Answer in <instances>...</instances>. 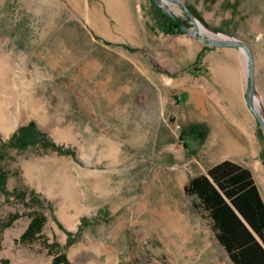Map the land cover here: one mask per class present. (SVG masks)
I'll return each mask as SVG.
<instances>
[{"label":"rangeland","instance_id":"1","mask_svg":"<svg viewBox=\"0 0 264 264\" xmlns=\"http://www.w3.org/2000/svg\"><path fill=\"white\" fill-rule=\"evenodd\" d=\"M251 73L264 121V0H0V264H50L44 237L73 264H235L185 184L230 158L264 195Z\"/></svg>","mask_w":264,"mask_h":264},{"label":"trees","instance_id":"2","mask_svg":"<svg viewBox=\"0 0 264 264\" xmlns=\"http://www.w3.org/2000/svg\"><path fill=\"white\" fill-rule=\"evenodd\" d=\"M160 18L165 30L183 31L184 24L174 19L171 14L165 12ZM163 23L166 24L165 27ZM32 127L33 122L20 127L12 139L21 133L20 137L22 136L25 139L24 144H27L36 134L33 133ZM192 128L197 130V125L194 124ZM27 130L29 133H24ZM200 132L205 134V131ZM3 177L4 174H0V178ZM185 190L197 196L198 205L210 216L219 241L235 264H264V199L249 167L225 158L211 165L208 173L202 172L193 176L185 184ZM33 197L32 203H36L37 199ZM18 216L19 213L15 212L6 225H10ZM46 218V214L33 209L21 239L33 242L42 236ZM43 240L48 251L53 253L50 264H73L58 242H49L45 237ZM3 262L9 264L7 258H4Z\"/></svg>","mask_w":264,"mask_h":264},{"label":"water","instance_id":"3","mask_svg":"<svg viewBox=\"0 0 264 264\" xmlns=\"http://www.w3.org/2000/svg\"><path fill=\"white\" fill-rule=\"evenodd\" d=\"M188 9V8H187ZM189 11V10H188ZM189 13L192 15L191 11H189ZM178 21H180V19L175 16L174 14H172ZM215 43H226V44H230V45H242L243 47L246 48L245 44L244 43H241V42H237V41H226V40H214ZM247 52H249V50L246 48ZM249 66H250V69L253 68V62L252 60L250 59L249 60ZM254 88H255V83H254V78H253V74L251 73L250 75V78H249V86H248V89H247V92H246V95H247V98H248V101L250 103V105L252 106L253 110L255 111V113L257 114V116L259 117V121H260V124H261V127L263 129V132H264V121L262 120V118L260 117L259 113L257 112V110L255 109L253 103H252V95H253V92H254ZM205 173H208L205 172ZM237 212L242 216V218L246 221V219L243 217V215L240 213V211L238 209H236ZM247 222V221H246ZM247 224L251 227V225L247 222ZM252 228V227H251ZM258 236V234H257ZM259 237V236H258ZM260 238V237H259ZM261 240V238H260Z\"/></svg>","mask_w":264,"mask_h":264},{"label":"bare ground","instance_id":"4","mask_svg":"<svg viewBox=\"0 0 264 264\" xmlns=\"http://www.w3.org/2000/svg\"><path fill=\"white\" fill-rule=\"evenodd\" d=\"M0 123H1V118H0ZM260 179H261L262 183L264 184V175L260 174Z\"/></svg>","mask_w":264,"mask_h":264},{"label":"crops","instance_id":"5","mask_svg":"<svg viewBox=\"0 0 264 264\" xmlns=\"http://www.w3.org/2000/svg\"><path fill=\"white\" fill-rule=\"evenodd\" d=\"M263 199H264V195H262ZM29 223V222H28ZM28 225V224H27ZM27 227V226H26ZM69 257V256H68ZM51 263V262H50Z\"/></svg>","mask_w":264,"mask_h":264}]
</instances>
